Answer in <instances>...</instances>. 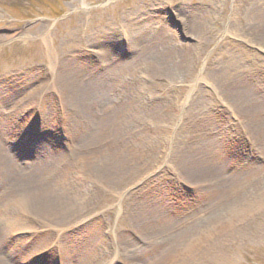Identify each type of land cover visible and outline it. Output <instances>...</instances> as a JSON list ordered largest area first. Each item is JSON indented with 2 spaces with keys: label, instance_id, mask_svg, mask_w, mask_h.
I'll return each mask as SVG.
<instances>
[{
  "label": "rangeland",
  "instance_id": "1",
  "mask_svg": "<svg viewBox=\"0 0 264 264\" xmlns=\"http://www.w3.org/2000/svg\"><path fill=\"white\" fill-rule=\"evenodd\" d=\"M15 169L0 264H264V0H0Z\"/></svg>",
  "mask_w": 264,
  "mask_h": 264
},
{
  "label": "bare ground",
  "instance_id": "2",
  "mask_svg": "<svg viewBox=\"0 0 264 264\" xmlns=\"http://www.w3.org/2000/svg\"><path fill=\"white\" fill-rule=\"evenodd\" d=\"M35 49V47H30L27 49V53L30 51H36ZM7 149H10V147ZM5 151L6 150L4 149V152ZM33 159L35 161V157ZM43 163L44 164H38L35 162L34 168L43 169L45 166L49 167L50 165L48 161H43ZM11 165L14 168L15 164L11 163ZM44 169L47 170L49 168L46 167ZM15 171L17 179L12 181H16L14 184L18 189L14 191L6 190L0 192V198L3 202L1 204L0 201V220L5 223H11L16 219L12 218V216L16 217L18 214H25V216L30 215L36 220L41 219V217H46L47 219L51 218L52 220L57 219L56 215L59 214V206L54 200L56 196L54 197L47 187L42 186L43 183H38L37 185V183L33 181V176L22 174L16 169ZM12 211L14 212V215H11ZM15 212L17 214H15Z\"/></svg>",
  "mask_w": 264,
  "mask_h": 264
}]
</instances>
